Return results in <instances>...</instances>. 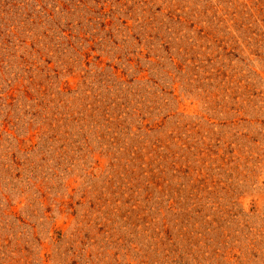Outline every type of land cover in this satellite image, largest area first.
Masks as SVG:
<instances>
[{
	"label": "rangeland",
	"instance_id": "rangeland-1",
	"mask_svg": "<svg viewBox=\"0 0 264 264\" xmlns=\"http://www.w3.org/2000/svg\"><path fill=\"white\" fill-rule=\"evenodd\" d=\"M0 264H264V0H0Z\"/></svg>",
	"mask_w": 264,
	"mask_h": 264
}]
</instances>
